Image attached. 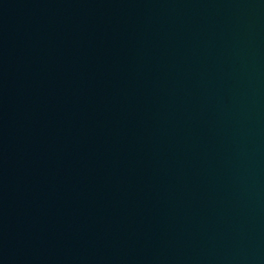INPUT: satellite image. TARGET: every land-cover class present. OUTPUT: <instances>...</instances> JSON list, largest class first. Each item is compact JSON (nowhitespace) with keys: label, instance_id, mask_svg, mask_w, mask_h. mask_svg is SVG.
Returning a JSON list of instances; mask_svg holds the SVG:
<instances>
[{"label":"water","instance_id":"water-1","mask_svg":"<svg viewBox=\"0 0 264 264\" xmlns=\"http://www.w3.org/2000/svg\"><path fill=\"white\" fill-rule=\"evenodd\" d=\"M0 264H264V0H0Z\"/></svg>","mask_w":264,"mask_h":264}]
</instances>
